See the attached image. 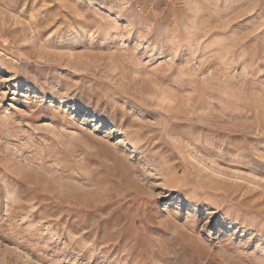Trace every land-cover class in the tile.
<instances>
[{
  "label": "rangeland",
  "instance_id": "obj_1",
  "mask_svg": "<svg viewBox=\"0 0 264 264\" xmlns=\"http://www.w3.org/2000/svg\"><path fill=\"white\" fill-rule=\"evenodd\" d=\"M0 264H264V0H0Z\"/></svg>",
  "mask_w": 264,
  "mask_h": 264
}]
</instances>
